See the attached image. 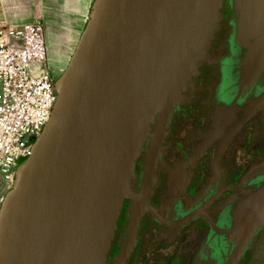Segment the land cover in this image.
<instances>
[{
    "label": "water",
    "instance_id": "1",
    "mask_svg": "<svg viewBox=\"0 0 264 264\" xmlns=\"http://www.w3.org/2000/svg\"><path fill=\"white\" fill-rule=\"evenodd\" d=\"M223 1H93L54 79L50 119L0 204V264H106L134 161L150 126L154 148L179 106ZM230 6L229 78L252 95L264 91V0ZM257 185L226 232L238 244L229 264L264 227V182Z\"/></svg>",
    "mask_w": 264,
    "mask_h": 264
},
{
    "label": "flooded vegetation",
    "instance_id": "2",
    "mask_svg": "<svg viewBox=\"0 0 264 264\" xmlns=\"http://www.w3.org/2000/svg\"><path fill=\"white\" fill-rule=\"evenodd\" d=\"M232 32L224 0L179 106L154 148L150 126L134 161L106 264H120L126 244L123 264L230 263L234 210L264 182V91L231 84ZM235 264H264V227Z\"/></svg>",
    "mask_w": 264,
    "mask_h": 264
},
{
    "label": "built area",
    "instance_id": "3",
    "mask_svg": "<svg viewBox=\"0 0 264 264\" xmlns=\"http://www.w3.org/2000/svg\"><path fill=\"white\" fill-rule=\"evenodd\" d=\"M44 21L0 25V204L57 100Z\"/></svg>",
    "mask_w": 264,
    "mask_h": 264
},
{
    "label": "crops",
    "instance_id": "4",
    "mask_svg": "<svg viewBox=\"0 0 264 264\" xmlns=\"http://www.w3.org/2000/svg\"><path fill=\"white\" fill-rule=\"evenodd\" d=\"M94 0H0V25L44 21L52 67L70 61Z\"/></svg>",
    "mask_w": 264,
    "mask_h": 264
},
{
    "label": "rangeland",
    "instance_id": "5",
    "mask_svg": "<svg viewBox=\"0 0 264 264\" xmlns=\"http://www.w3.org/2000/svg\"><path fill=\"white\" fill-rule=\"evenodd\" d=\"M69 62H70V61H69ZM69 62H68V64H69ZM68 64H67L64 68H62V70H60V69H56V68H55L56 72L58 73V76H59L62 72H64V70L66 69V67L68 66Z\"/></svg>",
    "mask_w": 264,
    "mask_h": 264
}]
</instances>
